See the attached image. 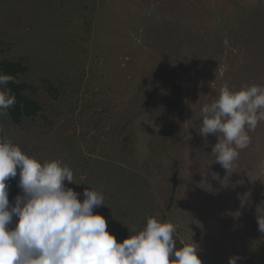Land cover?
<instances>
[{
  "label": "rangeland",
  "instance_id": "rangeland-1",
  "mask_svg": "<svg viewBox=\"0 0 264 264\" xmlns=\"http://www.w3.org/2000/svg\"><path fill=\"white\" fill-rule=\"evenodd\" d=\"M225 1L208 16L144 0H0V59L28 64L20 79L43 109L0 125L29 156L67 164L78 199L100 191L94 211L117 242L155 216L176 226L178 247L191 236L202 264H250L264 237V121L230 174L211 162L216 137L198 133L223 84L264 86V0Z\"/></svg>",
  "mask_w": 264,
  "mask_h": 264
},
{
  "label": "clouds",
  "instance_id": "clouds-1",
  "mask_svg": "<svg viewBox=\"0 0 264 264\" xmlns=\"http://www.w3.org/2000/svg\"><path fill=\"white\" fill-rule=\"evenodd\" d=\"M10 82L15 77L0 72V116L16 104ZM199 120L204 143L208 135L216 137L211 162L232 173L240 151L251 143L249 133L264 121V86L223 84L216 98L201 106ZM3 132L0 125V264H202L191 236L178 247L176 226L155 216H147L140 228L127 227L129 235L117 242L94 211L106 205L100 191L84 188L78 199L81 194L66 186L76 183L67 164L29 156ZM17 176L21 194L10 203L7 182ZM257 223L264 233V218ZM239 260L229 256L228 264Z\"/></svg>",
  "mask_w": 264,
  "mask_h": 264
},
{
  "label": "trees",
  "instance_id": "trees-1",
  "mask_svg": "<svg viewBox=\"0 0 264 264\" xmlns=\"http://www.w3.org/2000/svg\"><path fill=\"white\" fill-rule=\"evenodd\" d=\"M232 1V0H229ZM233 0L232 2H235ZM241 1V2H240ZM243 0H237L235 5L242 3ZM222 14V13H221ZM212 14H208L211 16ZM215 17H219L216 16ZM28 71V64L22 59H9L1 58L0 59V72L11 74L15 77V83H9L8 87L15 93L16 104L7 110V115L0 116L7 117V119L13 124H20L25 119L34 118L42 112V106L39 101L31 96L35 93V88L33 85L28 84L20 79ZM55 89L51 84L48 86V90ZM139 173L133 175L130 172L122 168V181L127 183L135 184L139 181ZM9 184V202L12 203L14 198L21 194V190L18 188V176L15 179H10ZM177 186V176L175 173H172V190L168 198L167 209L171 210L174 201V194L176 192ZM15 219V218H14ZM178 240V237H175ZM252 245V244H251ZM247 263L250 264H264V237L262 239H257V241L251 246L250 253L247 257Z\"/></svg>",
  "mask_w": 264,
  "mask_h": 264
},
{
  "label": "water",
  "instance_id": "water-1",
  "mask_svg": "<svg viewBox=\"0 0 264 264\" xmlns=\"http://www.w3.org/2000/svg\"><path fill=\"white\" fill-rule=\"evenodd\" d=\"M147 4H155L158 7L169 6L174 13L184 14L188 12H183L182 10L201 12L205 11L207 14H212V12H219L220 9L224 8L225 0H144ZM164 1V2H163ZM155 10L154 8H151Z\"/></svg>",
  "mask_w": 264,
  "mask_h": 264
}]
</instances>
